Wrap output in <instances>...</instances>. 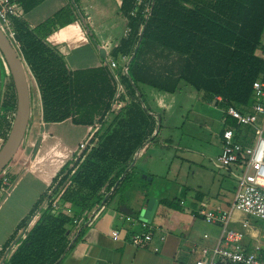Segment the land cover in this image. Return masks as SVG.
I'll list each match as a JSON object with an SVG mask.
<instances>
[{
  "label": "trees",
  "instance_id": "1",
  "mask_svg": "<svg viewBox=\"0 0 264 264\" xmlns=\"http://www.w3.org/2000/svg\"><path fill=\"white\" fill-rule=\"evenodd\" d=\"M10 1L27 13L44 0ZM74 1L33 30L15 18L16 44H11L36 86L44 123L70 120L98 130L18 226L5 246L14 245L6 264H61L71 248L68 227L76 216L134 184L135 157L154 143L159 129L140 87L174 94L182 82L202 93L223 112L222 137L225 128L240 133L224 115L227 108L246 114L253 84L264 82V58L257 55L264 54V0H121L119 12L129 32L113 55L128 65L115 73L105 67L71 72L45 43L56 28L79 19ZM9 90L7 104L14 114L12 83Z\"/></svg>",
  "mask_w": 264,
  "mask_h": 264
},
{
  "label": "crops",
  "instance_id": "2",
  "mask_svg": "<svg viewBox=\"0 0 264 264\" xmlns=\"http://www.w3.org/2000/svg\"><path fill=\"white\" fill-rule=\"evenodd\" d=\"M120 1L75 0L74 7L79 19L56 28L44 39L45 43L64 60L69 71L105 67L115 73L128 65V60L125 58L126 61H123L122 57L116 69L109 66L110 60H117L113 52L126 37L125 32L128 29L126 19L119 12ZM13 3L17 10V18L30 30L44 23L59 10L70 7L69 0H44L31 11L23 13L16 2ZM103 10L111 11V16L114 17L113 27L106 28V33H97L100 12ZM81 16L84 17L86 26L83 19L81 21ZM260 54L262 55L261 52ZM67 58H70V64ZM11 83L9 71L0 55V146L4 137L8 135L14 116L7 104ZM34 97L35 120L30 138L25 140L24 137L18 154L3 174V177L8 179V184L3 186L0 178V264H6L14 250L13 244L7 250L5 246L14 236L18 226L27 219L59 171L83 150L79 149V145L84 143L86 147L98 130L96 127L75 126L70 120L55 124L44 123L39 95ZM202 100L209 101L204 97ZM211 103L214 106V102ZM147 108L150 114L158 117L159 129L154 143L148 144L137 154L133 168L135 170L139 165L140 158L145 157L143 154L150 146L181 150L184 153L181 157L174 153L164 157L166 177L169 173L174 177L185 176V183L179 189V199L176 198L173 206L168 207L162 204L163 201L170 202L165 196L161 194L156 196L151 190L146 192L139 189L133 192L130 190L132 186L123 188L108 201L105 197L91 210L76 216V223L68 227L71 248L61 264H195L197 260L210 258V253L220 237V227L205 223L198 215V211L217 213L227 210L233 201L241 169L237 166L220 169L215 166L216 162L212 167L209 164L211 161L207 155L208 151L205 150L207 144L204 142L195 145L194 141L185 144L178 141L179 144L172 145L171 137L157 140L161 129L160 116L157 114L159 108L152 109L149 106ZM222 115L221 111V121ZM221 131L222 128L214 142L219 148V154ZM70 135H73V140ZM41 150L44 154L38 161ZM143 165L146 177L151 178L148 182H153L156 162L149 157ZM149 199L156 202L150 221V227L156 231L150 243L135 246L129 239L132 234L140 231L138 211L144 207V201ZM67 210L71 212L68 215L74 214L70 208L65 209L66 214ZM37 219L38 214L31 218L27 231ZM248 225V228L243 229L239 220L235 219L230 227L241 226L244 231L241 232L244 235L243 242L250 249L257 239L256 236L260 235L262 227L259 228L257 223L250 221ZM114 230L119 232V239L115 242L111 234ZM22 234L19 232L17 239ZM202 250H207V255L203 256Z\"/></svg>",
  "mask_w": 264,
  "mask_h": 264
},
{
  "label": "built area",
  "instance_id": "3",
  "mask_svg": "<svg viewBox=\"0 0 264 264\" xmlns=\"http://www.w3.org/2000/svg\"><path fill=\"white\" fill-rule=\"evenodd\" d=\"M136 1L140 4L143 0ZM15 18L17 10L14 3L0 0V29L13 44H16L13 25ZM128 32L127 29L125 36ZM122 60L126 61L125 58ZM109 66L116 69L117 62L110 60ZM252 96L253 102L246 114L232 107L224 112L226 117L236 122L240 133L235 128L223 130L220 154L215 166L220 169L237 166L240 167L241 174L237 180L233 201L227 210L217 213L198 211L205 223L219 226L221 233L210 258L197 260L195 264H264V228L256 236L257 239L250 249L243 242L244 235L230 228V224L235 221L234 213L264 222V82L257 81L253 84ZM84 148V143L79 145V149ZM0 178L3 186L8 184L6 177ZM70 213L67 210V214ZM75 223L76 220L73 221ZM240 223L243 229L249 226L247 220ZM139 226L140 231L132 234L129 240L135 246H144L152 241L156 229L146 222H140ZM111 234L114 242L119 239L117 230ZM202 255H207V250H202Z\"/></svg>",
  "mask_w": 264,
  "mask_h": 264
},
{
  "label": "rangeland",
  "instance_id": "4",
  "mask_svg": "<svg viewBox=\"0 0 264 264\" xmlns=\"http://www.w3.org/2000/svg\"><path fill=\"white\" fill-rule=\"evenodd\" d=\"M100 13L97 33H106V28L113 27L112 24L114 17L111 16V11L109 12V10H103ZM80 19L81 21L83 19V24L84 26H86L84 17L81 16ZM261 44L264 45V33L261 39ZM257 55L260 56V52H258ZM67 60L70 64V58H67ZM116 62H121L120 57L117 58ZM26 79L30 92L31 118L25 134V140L30 138L31 132L34 127V95L38 96V91L35 87L34 82L32 81L31 76H27ZM140 89L146 106L152 107V109L153 107L159 108L157 114H159L160 116L161 129L159 131L157 140H165L171 137L173 141L172 145L179 144L180 142L178 141H181L184 144L194 141L195 145H197L199 142H204L207 144V149L205 150L208 151L207 155L210 157L211 161L209 164L212 166L213 163L216 162V158L219 154V148L216 147L214 142L218 139V134L220 132V129L222 128L220 109L213 106L209 101H203L202 93L196 92L191 87L182 82L178 85L177 92H175L174 94H166L164 92H160L144 86L140 87ZM70 138L71 140H73V135H70ZM205 150L203 151L205 152ZM173 153L177 157H181L182 155H184L181 150H173L171 148L162 149V147L150 146L147 152H144L143 154L145 157L140 158V163L134 170L136 173L134 182L135 185L133 184L134 186L132 185V187L125 186L124 188L131 187L130 190L133 192L139 189L146 192H149L151 190V192L153 191L156 196H160L161 194L165 196L169 201H174L176 198L179 199V189L185 183V176L174 177L172 173H169L168 177H166V170L164 169V157ZM43 154L44 151L41 150L38 161H40ZM149 157H151L157 165V167L154 168V172L156 175L153 178V182H148L151 178L146 177L147 175L143 165L144 161ZM6 169L7 167L0 176H3V174L6 172ZM237 171L239 175L241 170L239 171L238 169ZM127 191H129V189H127ZM134 194L135 193H133V195ZM234 218L236 220H239V222H243L246 220L250 221L251 223L255 222L258 224L259 228H264V222L248 218L241 213H235ZM230 228H233L234 230L242 233L244 232L241 226H232Z\"/></svg>",
  "mask_w": 264,
  "mask_h": 264
},
{
  "label": "water",
  "instance_id": "5",
  "mask_svg": "<svg viewBox=\"0 0 264 264\" xmlns=\"http://www.w3.org/2000/svg\"><path fill=\"white\" fill-rule=\"evenodd\" d=\"M0 55L9 71L16 98V107L8 135L0 147V175L18 154L30 119V95L22 59L0 29ZM156 202L145 200L138 211L140 222L150 223Z\"/></svg>",
  "mask_w": 264,
  "mask_h": 264
}]
</instances>
